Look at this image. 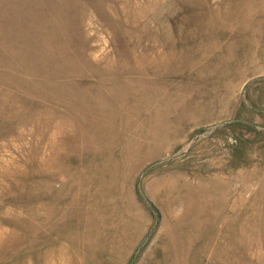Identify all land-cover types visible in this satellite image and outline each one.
Masks as SVG:
<instances>
[{
  "label": "rangeland",
  "instance_id": "374dc122",
  "mask_svg": "<svg viewBox=\"0 0 264 264\" xmlns=\"http://www.w3.org/2000/svg\"><path fill=\"white\" fill-rule=\"evenodd\" d=\"M0 264H264V0H0Z\"/></svg>",
  "mask_w": 264,
  "mask_h": 264
}]
</instances>
